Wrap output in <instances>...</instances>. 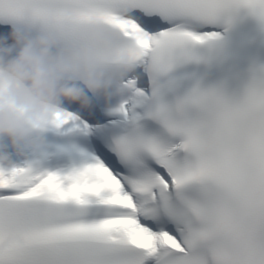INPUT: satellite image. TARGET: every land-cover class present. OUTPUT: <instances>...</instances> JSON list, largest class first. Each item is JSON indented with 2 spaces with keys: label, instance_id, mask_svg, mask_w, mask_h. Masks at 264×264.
Instances as JSON below:
<instances>
[{
  "label": "snow or ice",
  "instance_id": "snow-or-ice-1",
  "mask_svg": "<svg viewBox=\"0 0 264 264\" xmlns=\"http://www.w3.org/2000/svg\"><path fill=\"white\" fill-rule=\"evenodd\" d=\"M0 25H96L137 65L0 144V264H264V0H0Z\"/></svg>",
  "mask_w": 264,
  "mask_h": 264
},
{
  "label": "clouds",
  "instance_id": "clouds-1",
  "mask_svg": "<svg viewBox=\"0 0 264 264\" xmlns=\"http://www.w3.org/2000/svg\"><path fill=\"white\" fill-rule=\"evenodd\" d=\"M136 67L96 25L82 29L70 49L62 48L51 31L14 29L0 38V144L17 153L42 145L65 104L90 108L92 97L109 99V70L123 78Z\"/></svg>",
  "mask_w": 264,
  "mask_h": 264
}]
</instances>
